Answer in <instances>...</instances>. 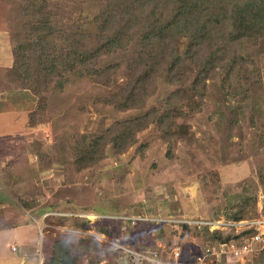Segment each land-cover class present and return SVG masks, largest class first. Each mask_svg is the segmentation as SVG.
<instances>
[{"label": "rangeland", "instance_id": "1", "mask_svg": "<svg viewBox=\"0 0 264 264\" xmlns=\"http://www.w3.org/2000/svg\"><path fill=\"white\" fill-rule=\"evenodd\" d=\"M158 1L26 0L18 7L0 0V190L9 202L0 209V223L10 228L14 220L27 222L23 229L1 233L0 248L9 244L4 256H11L10 244L17 248L24 240L21 251L40 263L41 254L36 262L34 257L37 235L43 264L56 257L57 239L69 242L73 254L68 251L67 264H124L117 258L127 250L156 251L170 262L177 248L187 259L202 247L207 232L193 223L231 222L226 215L241 214L246 197L253 204L240 222L264 219V45L259 39L232 43L233 29L224 22L220 34H213L222 55L205 84L197 83L206 57L200 66L173 67L178 57L190 61L183 53L191 41L178 35L180 29L164 32L174 38V53L152 44L167 24L164 12L177 13ZM212 7L202 8L204 20L220 16ZM45 17L54 28L43 34L54 40L55 51L63 44L55 26H75L78 49L88 57L60 61L55 58L60 54L49 53L38 55L40 66L28 68L33 59L21 64L13 40L17 36L37 54L41 46L27 40L32 34L27 29ZM116 34L119 46L97 51ZM49 60L50 68H44ZM234 85L241 89L229 93L227 87ZM134 91L144 94L133 102ZM145 115V128L135 129L141 133L138 145L119 151L109 144L112 136L102 137L95 166L76 164L86 151L74 144L87 131L99 137V131L113 132ZM157 116L162 118L156 121ZM64 216L72 219L61 221ZM80 220L88 221L87 229ZM251 248L232 264H264L263 249Z\"/></svg>", "mask_w": 264, "mask_h": 264}, {"label": "trees", "instance_id": "2", "mask_svg": "<svg viewBox=\"0 0 264 264\" xmlns=\"http://www.w3.org/2000/svg\"><path fill=\"white\" fill-rule=\"evenodd\" d=\"M14 3H16V5L19 6H23L22 4L25 3L26 0H13ZM20 4H19V3ZM189 2V4H188ZM164 3V7L163 9L165 10L167 8V6L171 5L173 6L172 11L174 9H176L175 14L173 16L167 14L166 12H164V18L167 19V24L163 26L164 30L162 29L159 30L155 35H160L158 41H154L152 42V44L156 47L158 46L161 50H163L164 52L167 50V48L169 47L168 51H171L174 53L172 47H171V42L170 41H174L173 37H169L166 33V35H164V32L169 31V32H177L179 29L181 30V34L178 33V35L184 36L186 38H188L191 41V45L188 47V49H186V51L183 53L184 56L189 57L187 58L190 61H186L180 57H178L175 60V63L173 65V67H179L181 66V69L186 67L185 65L188 62H192L193 64L200 66V64H202L200 62V58L206 57L204 64L205 66L203 67V69H200V72L197 75L196 78V82L202 84L204 83V80L208 73H210L213 70V65L212 63L215 62V59L219 56L222 55L220 48L216 49V38H214L213 34H220L218 31L221 30L222 26H225L224 22L227 23L228 25H230L232 27V36H231V42L232 43H237V42H242L244 40L246 41H253V40H258V45L261 47L264 45V0H163V2L160 3V0L158 1V4H163ZM214 6V7H212ZM160 8L159 5H157V8ZM203 7H212L214 9H219V11L221 12L220 16L217 17V19H212V15H210L207 20L203 19ZM161 9V8H160ZM159 9V10H160ZM229 10V11H228ZM162 13V12H161ZM171 16V19H170ZM175 16V17H174ZM162 17V16H161ZM211 18V19H210ZM8 27V24L5 25V27ZM28 27V26H27ZM39 27V28H38ZM54 28L53 27V23L51 21V19H49V17H45V21L44 23H42L41 25H31L30 24V28L27 29V31H30L32 34L30 37L27 38V40H31L30 38L35 39L36 41H38L40 47V51L37 52V54H32V51H35V48L29 47L28 44H20L19 42V38L16 36L15 39L13 40V42L15 43L14 46L16 49L19 50L21 56V60L20 63L24 64L26 62H30L32 59V64H30V66L28 68H34L35 66H40L42 65V62L37 63V58L39 57L38 55H48L50 54H60L58 56H55V58L60 57V61H65L68 60L69 58H76L77 59H86L85 54L80 53V50L78 48H81V44H79L80 40L77 41L76 37L78 35H80L79 31H76V29H78L79 27H75V26H67L65 28L59 26H55L56 29H58V32H62V36H61V41H62V48L59 49L58 51H55L53 48V44H54V40H50L48 38V35H44L43 33H47L50 34L51 29ZM62 31H61V30ZM176 29V30H175ZM66 32H63V31ZM144 30H147V27L144 28ZM84 31V30H82ZM37 32H40L41 35ZM149 32V30H148ZM65 33H68L69 38H67L65 36ZM153 35V37L155 38L156 36ZM51 36V35H50ZM213 36V38L211 37ZM38 38V39H37ZM26 40V41H27ZM22 43V42H21ZM29 43V42H28ZM42 43V44H41ZM20 44L19 47H17L16 45ZM111 44H115V46H119L120 45V36L118 34H116L113 37H110L108 39L105 40L104 44L97 49L98 52H100V50L102 49L103 51L108 50L109 46ZM207 46V47H206ZM208 47H210V49L212 48L211 53H207ZM206 49V55L204 54V50ZM226 49V48H225ZM224 49V50H225ZM193 50H197L200 55H204L202 57H194V53ZM62 52V53H59ZM39 53V54H38ZM179 54V53H177ZM30 60V61H28ZM51 60V59H50ZM49 61H45V67L44 68H50V65H47ZM25 66V64H24ZM74 67V66H72ZM55 68V67H54ZM225 68V66L223 67V69ZM222 69V70H223ZM74 69H71V71ZM28 73L33 74L31 71H27ZM232 74L236 75L237 74L234 72V69H231ZM183 77V76H182ZM181 76L180 78L183 79ZM202 77L204 79H202ZM179 78V79H180ZM237 78L239 80H241L238 76ZM145 79V78H144ZM205 84V83H204ZM203 84V85H204ZM235 85L237 84V82L234 83ZM235 85L232 86H228L227 89L229 90V93H237L239 91V87H237V89H234ZM136 91L133 92L134 96H132V101H136L139 96L140 93H142L141 95L144 94V91H139L138 94L135 93ZM193 97L195 96H200V95H192ZM166 102V103H165ZM163 103H165V106H169V101H165ZM162 116V115H161ZM157 116L156 121L160 120L162 117ZM146 119V115L145 116H140L136 119H133V121H128L125 122L123 124V126L118 127L116 130H114L113 132H111L110 130H105L103 132L99 131V137L97 136L98 133H95L93 131H87L88 133L83 135L80 139H77L76 144H74V148L77 146V148L83 149L84 151H86L84 154L79 155L80 158L82 159H78V163H76L77 165L81 166L82 165H91V166H95V159L100 157V153L102 150V146H101V142L104 140L102 137H107V136H112L113 140L109 142V144L111 146H113V148L115 147V150H119V148L121 149H128L129 147H135L136 145H138V140H137V136H139L141 133H139L138 131H135V129L139 130L144 129L145 125L144 120ZM161 122V121H160ZM158 123V122H157ZM122 124V122H121ZM139 134V135H138ZM85 136V137H84ZM96 138L98 139L96 141ZM90 140V141H89ZM99 145L101 146L98 150ZM73 148V150H74ZM86 158H92V160L90 161H86L83 159ZM241 205L244 208L242 210L241 214H234L233 212L230 214L226 215V219L230 220V221H241L243 220L244 215L243 212L245 211V209H247L248 207H251L250 205L253 204V201L251 200V198L246 197L244 198V200L241 201ZM218 217V216H217ZM68 219H72L70 217H63L61 219V221L65 220L68 221ZM219 218H215L212 220H216ZM80 221H84V223L89 224L88 221L86 220H80ZM198 221V220H196ZM208 221V220H205ZM183 227H189L186 224H183ZM195 226V224H193ZM82 226V225H81ZM169 226V225H168ZM197 228L205 230L207 233L206 238L203 239L204 242H202V245L205 244L206 242H211V243H227L229 242L231 239H235L238 240L239 237L238 235L235 234H222L221 232H210L208 230L207 227H198L196 225ZM84 229H87L88 227L84 224L83 225ZM100 231H102L104 233V235H108V236H112L113 233L110 230L107 229H101ZM251 231L246 232L245 234H248ZM244 234V235H245ZM60 240L57 239L54 243L53 247L55 249L56 252V257L54 258L53 256L50 258V261L48 262V264H67V259L69 256V253L71 250L70 249V245L69 242L66 241L67 243L61 242L60 244ZM69 251V253H68ZM54 252V253H55ZM263 253L264 251H260V254ZM71 255L73 254L72 252L70 253ZM126 257V256H125ZM124 255L120 254L118 255L117 260H121V259H125ZM70 259V258H69ZM125 262V260H124ZM74 264V263H73ZM77 264V260L76 263Z\"/></svg>", "mask_w": 264, "mask_h": 264}, {"label": "built area", "instance_id": "3", "mask_svg": "<svg viewBox=\"0 0 264 264\" xmlns=\"http://www.w3.org/2000/svg\"><path fill=\"white\" fill-rule=\"evenodd\" d=\"M193 224L207 227L210 232L216 230H235L238 235L242 232L245 234L251 230L253 232L245 234V236H248L246 238L240 240L231 239L227 243H205L199 249V252L190 254L187 259L182 254L180 248H177L173 253V261L170 262H165L161 257L162 254L156 251L145 250L136 252L127 250L124 252L126 255L124 264H232L234 262L237 263L238 260H243L248 253L252 252V246L258 247V250H264V219L245 221L237 224L232 221L225 222V220L213 222L199 221ZM213 227L216 230L213 231Z\"/></svg>", "mask_w": 264, "mask_h": 264}, {"label": "crops", "instance_id": "4", "mask_svg": "<svg viewBox=\"0 0 264 264\" xmlns=\"http://www.w3.org/2000/svg\"><path fill=\"white\" fill-rule=\"evenodd\" d=\"M18 123V122H17ZM17 134V133H16ZM4 192H2V190H0V209H2V208H6V207H8V204L7 203H9V202H7L6 201V199H5V197H4ZM6 202V203H5ZM2 204H6V206H2ZM10 208H16L17 209V207H15L13 204H11V206H9ZM18 210V209H17ZM46 213V212H45ZM2 216V214L0 213V217ZM11 221V220H10ZM19 220H14V221H12V224H11V227L10 228H8V225L6 224V223H0V235H2L1 233H3V232H5V231H7L8 233H12V232H14L15 230H18V229H23L25 226H27V222H23L22 224L20 223V225H18L19 224V222H18ZM25 221V220H24ZM6 224V225H5ZM32 224V223H31ZM36 229V228H35ZM39 240H37V235H36V238H35V241H34V246L36 247L35 248V255H34V257H35V262H36V255H37V257L38 256H40V254H41V258L40 257H38V262L40 261V263H38V264H43L44 263V259H45V257H44V255L42 254V248H40L39 247V242H38ZM21 244H26V242L23 240V241H20L19 242V247H17L16 248V246H17V243L15 242L14 244H10V247H11V250H12V254H11V256L10 257H7V256H4L3 254H5V253H3L2 252V250H4V251H6L7 250V248L9 247V244H6V248H0V264H33V261H34V259L33 258H31V259H29V257H30V255H29V253L27 252V250L25 251V253L23 252V251H21V249H20V245ZM28 244V243H27ZM1 245V244H0ZM16 245V246H15ZM12 247H15L16 249L14 250V248H12ZM38 247V248H37ZM20 251H21V253H22V256H16V257H14V258H12V255L13 254H18V253H20ZM8 252V251H7ZM38 252H39V254H38Z\"/></svg>", "mask_w": 264, "mask_h": 264}, {"label": "clouds", "instance_id": "5", "mask_svg": "<svg viewBox=\"0 0 264 264\" xmlns=\"http://www.w3.org/2000/svg\"><path fill=\"white\" fill-rule=\"evenodd\" d=\"M48 213V212H47ZM46 214V213H45ZM46 218L50 217L49 215L48 216H45Z\"/></svg>", "mask_w": 264, "mask_h": 264}]
</instances>
